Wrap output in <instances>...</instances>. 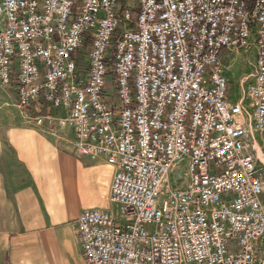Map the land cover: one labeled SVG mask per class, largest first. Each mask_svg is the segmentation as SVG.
<instances>
[{"label":"built area","instance_id":"obj_1","mask_svg":"<svg viewBox=\"0 0 264 264\" xmlns=\"http://www.w3.org/2000/svg\"><path fill=\"white\" fill-rule=\"evenodd\" d=\"M234 48L253 68L230 100ZM0 86L22 124L112 166L116 212L74 218L86 264H259L264 0H0Z\"/></svg>","mask_w":264,"mask_h":264},{"label":"crops","instance_id":"obj_2","mask_svg":"<svg viewBox=\"0 0 264 264\" xmlns=\"http://www.w3.org/2000/svg\"><path fill=\"white\" fill-rule=\"evenodd\" d=\"M3 88L15 114L0 126V264H86L74 218L108 208L112 166L74 154L67 130L55 138L22 124Z\"/></svg>","mask_w":264,"mask_h":264},{"label":"rangeland","instance_id":"obj_3","mask_svg":"<svg viewBox=\"0 0 264 264\" xmlns=\"http://www.w3.org/2000/svg\"><path fill=\"white\" fill-rule=\"evenodd\" d=\"M116 4L118 6L134 7L137 5V0H116ZM219 60L227 77L228 96L230 100H232L235 96L241 95V89L238 85L246 82L252 72V51L248 54V52H244L242 48L223 50L219 54ZM242 99L245 100V97H242ZM10 102L11 100L8 98L7 92L0 86V126L13 123L12 118L15 111ZM108 203L107 209L113 213L116 212L117 205L109 201ZM263 240L264 237L260 239L263 245L259 254V264H264Z\"/></svg>","mask_w":264,"mask_h":264}]
</instances>
